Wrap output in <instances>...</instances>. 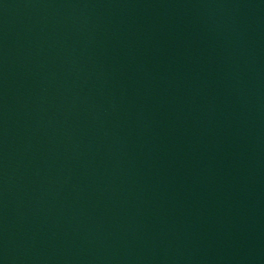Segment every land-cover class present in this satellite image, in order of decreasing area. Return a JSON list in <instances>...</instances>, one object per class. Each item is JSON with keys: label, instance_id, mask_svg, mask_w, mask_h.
Listing matches in <instances>:
<instances>
[{"label": "water", "instance_id": "obj_1", "mask_svg": "<svg viewBox=\"0 0 264 264\" xmlns=\"http://www.w3.org/2000/svg\"><path fill=\"white\" fill-rule=\"evenodd\" d=\"M0 264H264V0H0Z\"/></svg>", "mask_w": 264, "mask_h": 264}]
</instances>
